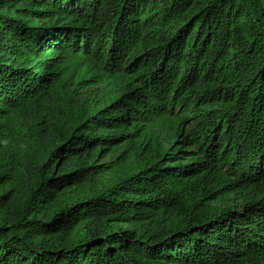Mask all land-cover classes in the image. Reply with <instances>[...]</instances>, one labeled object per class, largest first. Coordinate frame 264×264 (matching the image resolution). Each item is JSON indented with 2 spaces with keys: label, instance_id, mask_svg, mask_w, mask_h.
Returning a JSON list of instances; mask_svg holds the SVG:
<instances>
[{
  "label": "trees",
  "instance_id": "trees-1",
  "mask_svg": "<svg viewBox=\"0 0 264 264\" xmlns=\"http://www.w3.org/2000/svg\"><path fill=\"white\" fill-rule=\"evenodd\" d=\"M0 264H264V0H0Z\"/></svg>",
  "mask_w": 264,
  "mask_h": 264
},
{
  "label": "rangeland",
  "instance_id": "rangeland-1",
  "mask_svg": "<svg viewBox=\"0 0 264 264\" xmlns=\"http://www.w3.org/2000/svg\"><path fill=\"white\" fill-rule=\"evenodd\" d=\"M81 94H82V96H83V97H82L83 99H86L87 97L90 96L89 93H87V92H82Z\"/></svg>",
  "mask_w": 264,
  "mask_h": 264
}]
</instances>
